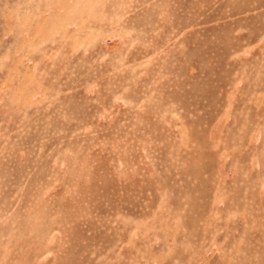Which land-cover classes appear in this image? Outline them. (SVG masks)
<instances>
[{"label": "rangeland", "instance_id": "1", "mask_svg": "<svg viewBox=\"0 0 264 264\" xmlns=\"http://www.w3.org/2000/svg\"><path fill=\"white\" fill-rule=\"evenodd\" d=\"M0 264H264V0H0Z\"/></svg>", "mask_w": 264, "mask_h": 264}]
</instances>
